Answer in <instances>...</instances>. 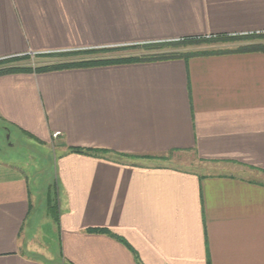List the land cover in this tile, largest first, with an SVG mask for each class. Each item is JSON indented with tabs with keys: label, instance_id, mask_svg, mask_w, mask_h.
I'll return each mask as SVG.
<instances>
[{
	"label": "crops",
	"instance_id": "1",
	"mask_svg": "<svg viewBox=\"0 0 264 264\" xmlns=\"http://www.w3.org/2000/svg\"><path fill=\"white\" fill-rule=\"evenodd\" d=\"M254 32L264 0H0V59ZM0 122L63 153L55 231L69 264H138L88 228L123 236L143 264H264V51L1 75ZM171 152L200 164L174 166ZM8 159L0 264H46L43 194Z\"/></svg>",
	"mask_w": 264,
	"mask_h": 264
},
{
	"label": "trees",
	"instance_id": "2",
	"mask_svg": "<svg viewBox=\"0 0 264 264\" xmlns=\"http://www.w3.org/2000/svg\"><path fill=\"white\" fill-rule=\"evenodd\" d=\"M264 32H254V33H246V34H216V35H200V36H188L182 37L178 39H170V40H162V41H152V42H144L139 44L132 45H122V46H112V47H100V48H88V49H79V50H71V51H59V52H48V55L51 54H61L68 55L72 52L75 53H85L90 56L83 58H76L71 60H56L50 62L49 64H42L37 66L32 65H18L12 64L11 62L28 57L27 54L23 55H15L11 57H6L0 59V76L11 73H41L47 71H55V70H63V69H71V68H87V67H96V66H106V65H115V64H126V63H137V62H154V61H163V60H173V59H189L194 56H205L217 53H225V52H259L264 51V42H246L244 44L239 45L236 48H201V49H192V50H180L181 47H186L189 45H199V44H212L217 41H238V40H246L252 39L254 37H263ZM143 47V48H154L158 49L156 52L148 53V54H128V55H120L116 54L121 51L130 50L134 47ZM163 49V50H159ZM98 55H92L91 54ZM47 54V53H46ZM59 143V142H58ZM57 146L56 144H54ZM54 152H59V156L63 153L60 152L59 147H55ZM65 153H78L85 155H96L93 149L84 148V147H75L68 146ZM173 153V152H171ZM58 182L56 178L53 180L51 187L46 193V202L45 207L47 212L53 217L58 230H60V210H59V189ZM42 198V197H41ZM42 202L43 200L40 199ZM88 233H106L110 234L117 240L123 242L135 255L136 261L138 264H143L138 252L136 249L123 237L120 236L108 229L104 228H88L86 229ZM60 243L61 256L62 252V243ZM42 259V258H41ZM57 258L50 261L52 264H55ZM43 260V259H42ZM55 260V261H54ZM46 264L48 261L43 260ZM64 264H69L66 260ZM71 264V262H70Z\"/></svg>",
	"mask_w": 264,
	"mask_h": 264
},
{
	"label": "rangeland",
	"instance_id": "3",
	"mask_svg": "<svg viewBox=\"0 0 264 264\" xmlns=\"http://www.w3.org/2000/svg\"><path fill=\"white\" fill-rule=\"evenodd\" d=\"M264 42L263 37H254L252 39L238 40V41H217L212 44H199V45H189L179 48L180 50H192V49H201V48H236L241 44L246 42ZM158 50V49H157ZM154 48H143V47H134L130 50L121 51L116 54L128 55V54H148L157 51ZM163 50V49H159ZM59 52V51H57ZM47 53V54H46ZM46 53H36L34 55L27 54L28 57L17 59L12 64L26 65L30 64L32 66L49 64L50 62L56 60H71L76 58H83L90 56L85 53H75L72 52L68 55L61 54H51ZM98 55V53L91 54ZM3 123L0 122V153L7 154L10 161L16 162L19 165H25L27 169V175L30 178L32 190L35 196L41 195L42 202L37 204V212L35 216L41 217L40 221V233L48 238L50 242H43L40 245L42 248H39L36 252L43 260L50 261L57 258L54 262L55 264H64L66 258L61 256L60 244H59V235L56 230V224L51 217H48L45 213V202H46V193L51 187L53 180L55 179V169L56 161L59 155V152L55 151L53 145L50 146H41L33 140H30L22 132L17 129L10 127V133L4 131ZM5 126V125H4ZM9 135V137H8ZM56 148L58 146H55ZM166 160L177 167L181 168H196V164H200V160H197L194 156H185V154H176L170 153L165 157ZM187 160V161H186ZM209 170H215V168H207ZM39 194V195H37ZM41 206V207H40ZM45 209H44V208ZM40 238L38 235L37 238ZM36 254V255H37ZM68 261V260H67Z\"/></svg>",
	"mask_w": 264,
	"mask_h": 264
},
{
	"label": "built area",
	"instance_id": "4",
	"mask_svg": "<svg viewBox=\"0 0 264 264\" xmlns=\"http://www.w3.org/2000/svg\"><path fill=\"white\" fill-rule=\"evenodd\" d=\"M36 53H37V52H34V51H30V52H29V54H31V55H34V54H36ZM57 135H58V133H55V134H54V136H57Z\"/></svg>",
	"mask_w": 264,
	"mask_h": 264
},
{
	"label": "water",
	"instance_id": "5",
	"mask_svg": "<svg viewBox=\"0 0 264 264\" xmlns=\"http://www.w3.org/2000/svg\"><path fill=\"white\" fill-rule=\"evenodd\" d=\"M8 137H9V135H8Z\"/></svg>",
	"mask_w": 264,
	"mask_h": 264
}]
</instances>
